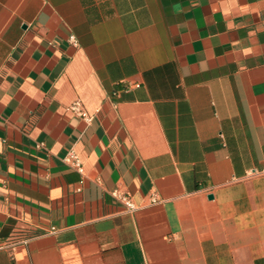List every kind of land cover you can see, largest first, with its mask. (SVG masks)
Segmentation results:
<instances>
[{
	"label": "crops",
	"instance_id": "0c3cea01",
	"mask_svg": "<svg viewBox=\"0 0 264 264\" xmlns=\"http://www.w3.org/2000/svg\"><path fill=\"white\" fill-rule=\"evenodd\" d=\"M0 264H264V0H0Z\"/></svg>",
	"mask_w": 264,
	"mask_h": 264
},
{
	"label": "built area",
	"instance_id": "2783aa9c",
	"mask_svg": "<svg viewBox=\"0 0 264 264\" xmlns=\"http://www.w3.org/2000/svg\"><path fill=\"white\" fill-rule=\"evenodd\" d=\"M139 87V85H135ZM71 111L77 115L79 118L83 119L86 123L90 124L93 120V117L87 113V111L82 107L79 101L75 102L71 107ZM66 163L72 165L80 174L84 173V168L79 162L78 158L72 153L67 156L65 159ZM112 196L116 198L119 202H121L129 212L135 211V205L131 201V199L126 195H121L117 191L112 193ZM152 202L156 203L157 199L155 197L152 198Z\"/></svg>",
	"mask_w": 264,
	"mask_h": 264
}]
</instances>
